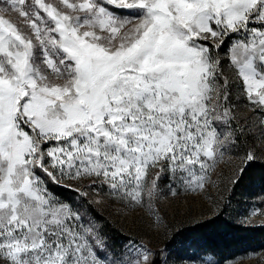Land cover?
Returning a JSON list of instances; mask_svg holds the SVG:
<instances>
[{
	"label": "snow or ice",
	"instance_id": "obj_1",
	"mask_svg": "<svg viewBox=\"0 0 264 264\" xmlns=\"http://www.w3.org/2000/svg\"><path fill=\"white\" fill-rule=\"evenodd\" d=\"M225 157L264 160V0H0V264H169L95 209L159 227Z\"/></svg>",
	"mask_w": 264,
	"mask_h": 264
},
{
	"label": "rangeland",
	"instance_id": "obj_2",
	"mask_svg": "<svg viewBox=\"0 0 264 264\" xmlns=\"http://www.w3.org/2000/svg\"><path fill=\"white\" fill-rule=\"evenodd\" d=\"M238 165L241 167L238 159L229 160L228 157H225L213 176L215 184L208 187L207 192L200 194L180 192L176 197L169 196L167 199H162L160 208L163 223L159 227L150 224L142 212L122 209L116 203L106 202L95 210L109 227L119 233L121 243L127 236L153 250L164 248L169 264H211L210 255L198 252L195 247L180 242L175 246L176 249H172L168 248L166 243L172 241L175 244L174 237H181L186 233L188 226L211 217L219 211H224L223 214L225 213L227 216L236 215L240 221L259 222L264 220V215L253 214L257 209L264 212V204L258 203L253 196L234 207V212L231 213L233 210L230 209V204L226 199V189L231 183L230 178H234L233 173L237 174L239 171ZM180 244L184 246H179ZM231 264H264V250L253 256L237 259Z\"/></svg>",
	"mask_w": 264,
	"mask_h": 264
},
{
	"label": "trees",
	"instance_id": "obj_3",
	"mask_svg": "<svg viewBox=\"0 0 264 264\" xmlns=\"http://www.w3.org/2000/svg\"><path fill=\"white\" fill-rule=\"evenodd\" d=\"M226 190V199L231 210L250 196L256 198L258 203L264 204V160L258 159L256 163L247 167L234 188L230 183ZM223 212L219 211L188 226L186 233L181 237H174L175 244L168 241L167 247L176 249L175 246L180 242L195 247L198 252L210 255L211 264H231L237 259L250 257L264 250V220L240 221L236 215L231 214L234 210L228 216ZM103 222L106 234L119 246L121 236L115 229L109 227L106 221ZM182 244L179 246H184Z\"/></svg>",
	"mask_w": 264,
	"mask_h": 264
}]
</instances>
